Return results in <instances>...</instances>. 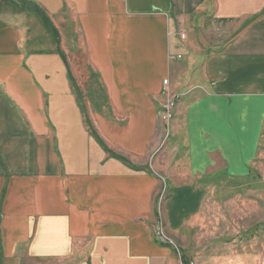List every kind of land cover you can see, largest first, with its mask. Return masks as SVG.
Instances as JSON below:
<instances>
[{
    "label": "crops",
    "instance_id": "0c3cea01",
    "mask_svg": "<svg viewBox=\"0 0 264 264\" xmlns=\"http://www.w3.org/2000/svg\"><path fill=\"white\" fill-rule=\"evenodd\" d=\"M263 133L264 0H0V264H180L153 236L170 154L239 176ZM200 202L166 199L168 235Z\"/></svg>",
    "mask_w": 264,
    "mask_h": 264
},
{
    "label": "rangeland",
    "instance_id": "374dc122",
    "mask_svg": "<svg viewBox=\"0 0 264 264\" xmlns=\"http://www.w3.org/2000/svg\"><path fill=\"white\" fill-rule=\"evenodd\" d=\"M38 40L32 46L49 44L41 38ZM50 41L53 43L52 38ZM79 58L77 64L82 60ZM78 66L74 79L86 89L92 82L89 75L85 76L83 67L79 70ZM174 112L166 125L160 122L162 149L170 143ZM181 134L180 147L184 149L187 139L183 137L184 133ZM161 160L166 162L164 155ZM186 166V158L172 152L168 171L158 173L160 188L155 206L156 221H160L161 228L179 250L176 255L192 264H264V133L258 139L257 152L247 173L228 176L219 170L195 177L187 172ZM175 190H199L201 202L197 212L177 230L178 233L168 235L164 205Z\"/></svg>",
    "mask_w": 264,
    "mask_h": 264
},
{
    "label": "built area",
    "instance_id": "2783aa9c",
    "mask_svg": "<svg viewBox=\"0 0 264 264\" xmlns=\"http://www.w3.org/2000/svg\"><path fill=\"white\" fill-rule=\"evenodd\" d=\"M177 36L181 42L185 41V33L182 29L178 30ZM181 58L182 57L180 55L172 56V59L174 60H180ZM162 97H163V101H162L161 108L159 110L158 117H159V121L166 125L170 121L173 115V111L175 110L176 105L178 101L180 100V95L170 90L167 79L162 81ZM161 227L162 225L160 221H156L154 232H153L154 239L158 243L162 245L170 246L174 249L175 252H178L179 250L175 247L173 240L165 234L164 229H162ZM179 259H180V264H192L189 261H183L184 259H182V257L180 256H179Z\"/></svg>",
    "mask_w": 264,
    "mask_h": 264
},
{
    "label": "trees",
    "instance_id": "16d2710c",
    "mask_svg": "<svg viewBox=\"0 0 264 264\" xmlns=\"http://www.w3.org/2000/svg\"><path fill=\"white\" fill-rule=\"evenodd\" d=\"M183 261H187V260H183Z\"/></svg>",
    "mask_w": 264,
    "mask_h": 264
}]
</instances>
